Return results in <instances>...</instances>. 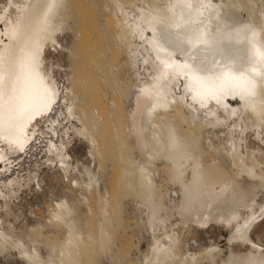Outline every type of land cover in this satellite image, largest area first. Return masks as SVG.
I'll list each match as a JSON object with an SVG mask.
<instances>
[{
    "label": "bare ground",
    "instance_id": "bare-ground-1",
    "mask_svg": "<svg viewBox=\"0 0 264 264\" xmlns=\"http://www.w3.org/2000/svg\"><path fill=\"white\" fill-rule=\"evenodd\" d=\"M236 1L98 2L95 13L110 19L116 40L125 47L132 69L137 67L138 53L142 64L146 65L142 74L146 79L132 96L127 131L144 160L136 161L131 152L130 156L118 158L112 178L106 181L103 162L107 155L113 154L112 143L98 136L100 121L92 113L95 107L101 109L98 114L102 118L107 115V92L99 87L96 76V73L104 75L103 65L93 53L79 52L82 58L75 65L77 77L60 97V87L44 59L46 47L57 44L68 17L76 14L81 1L27 0L22 7L23 0H15L16 7H11L7 0H0L5 7L0 16V31L5 33L0 39L4 75V95L0 98V167L6 168L10 157L25 151L34 138L37 122L45 118L60 99L66 102L63 104L66 119L75 120L68 128L72 137L87 141L91 156L100 159L96 170L86 166L79 168L72 165L67 153L69 138L62 137L56 144L46 142L44 163L55 164L64 174L72 172L80 176V179H73V183L82 190L81 199L85 205L94 195L93 222H88L83 231L73 217L76 210L66 200L57 202L51 219L63 229V240H47L48 255L43 259L32 238L26 242L28 246L17 236L13 240L12 225L7 224L4 229L5 221L0 218V254L11 247L26 264H95L93 256L108 250L117 230L114 223L119 213V200L116 195L121 190L133 194L138 207L146 210L149 229L163 228L161 235L153 237L142 264H197V257L201 255L181 254L177 232L163 227L172 214H176L175 218L182 225L198 229H206L212 223L231 227L230 239L246 244L249 251L228 257L222 264H264L261 248L249 236L256 223L264 219V203L255 201L257 191L264 189V165L254 156V151H243L247 125L240 118L245 113L250 120L248 128L253 130L257 141L264 142V58L256 54L257 51L264 53V0L250 1L252 10L245 18L238 13L243 3L238 1L240 5ZM242 7L246 10L245 5ZM82 11H87L84 17L89 19L91 30L95 29L94 12L91 14L84 8ZM13 28L16 29L14 37ZM86 35L89 36L83 37L82 44L92 49V41L98 36ZM198 40L204 43L193 47ZM92 62L94 70L90 67ZM241 73L243 79L239 78ZM134 74L136 79L141 76L139 71ZM233 101L236 106L230 104ZM97 102L100 107L96 106ZM176 121L189 133L195 128L198 135L188 133L182 137ZM218 126H227L225 154L237 176L252 182L251 189L246 190L216 164L203 165L198 148L200 131ZM121 140L118 146L123 148ZM157 161L166 165L168 183L173 188L168 197L177 201L166 216H163L164 205L155 197L158 187L154 166ZM35 177V173H31L26 184ZM12 185V181L5 182L2 188L9 191ZM10 194L9 191L8 198ZM3 208L9 215L7 202Z\"/></svg>",
    "mask_w": 264,
    "mask_h": 264
},
{
    "label": "rangeland",
    "instance_id": "rangeland-1",
    "mask_svg": "<svg viewBox=\"0 0 264 264\" xmlns=\"http://www.w3.org/2000/svg\"><path fill=\"white\" fill-rule=\"evenodd\" d=\"M80 1V6L76 9V14L68 17L65 29L58 35L57 44L46 47L44 59L45 64L51 66L53 75L60 87V92L63 93H60V97L64 95L65 88L72 86L77 77L75 65L82 58L79 52L85 50L87 53H93L95 59L103 65L104 75L96 73V76L98 77L99 87L107 92V115L105 114V118H102V115L100 113L98 114L101 109H96L95 107H93L92 113L100 121L98 136L101 137L102 141L110 139L112 143L111 148L113 154L111 156L107 155L103 162L104 180L109 181L112 178L111 173L118 158L122 159L127 155L130 156L131 152L136 161L142 162L144 160L136 149L134 138L127 131L128 113L132 106V96L137 91V86L146 79V76L142 75L144 74L143 68L146 65L142 64L139 53L136 54L137 67L135 70L129 65L130 60L127 57V51L122 43L117 42L115 29L110 19L106 15H97L95 13V8H98L100 4L98 2L102 0ZM238 1L243 4L245 3L246 10L242 7L244 5H241ZM247 1H251L252 3L257 2V0ZM236 2L241 5V10H238L239 16L241 18L247 17L248 11L252 10V3L247 4L245 0H237ZM82 3L83 5H81ZM81 6L83 7L81 8ZM83 8L85 11H90L91 14L94 12L92 15H94L95 29L91 30V27H89L91 23H89V19L87 20L84 17L87 11L84 13V10L82 11ZM81 26L88 27V29L85 27L82 29ZM90 33H94L95 37L98 36L96 40L93 38L92 49L90 46L85 47L82 44L85 36H89L86 34ZM97 49L100 51L98 54ZM94 62L91 63L90 67L95 65L96 62ZM91 68L94 70L93 67ZM134 71H139L141 74L139 76L140 78L136 79ZM64 103L66 102H62V99H60L54 105L51 112L37 122L34 138L28 144L25 151L22 154L10 157L6 163V168L0 167V218L5 221L4 229L7 224H11L12 230H10L13 235V240L18 237L22 239L25 246H28L29 239L32 238L43 259L48 255L45 247L47 240L57 242L63 240V229L57 227L51 219V214L55 210V204L57 202L66 200L70 207L76 210L73 217L83 231H86L88 222H93L92 216L96 210L94 195H91L89 204L85 205L83 203L81 199L82 190L73 183L75 182L73 179H80L77 173L73 174L70 172L64 174L60 169L56 168L55 164L48 165L44 163L46 158V142L51 141L56 144L63 139L62 137L70 139L71 143L68 145L67 153L71 158L73 166L77 165L79 168L86 166L96 170L100 161L96 155L91 156L92 151L87 141L81 137H72V132L68 128L75 124V120L71 119L74 122L71 120L69 122L66 119L63 109ZM230 104L236 106L235 101L230 102ZM96 106L100 107L99 102L96 103ZM184 112L187 113L186 110ZM240 118L247 125L243 138V142L245 141L243 151H254V156L264 165V142L257 141L253 130L248 128L250 120L247 115L243 113ZM175 123L180 135L185 137L189 132L181 122L176 121ZM216 128L208 127L207 130L202 129L200 131L198 148L201 153L203 165L210 167L216 164L218 168L226 171L229 177L241 183L246 190L251 189L252 182L244 177L239 178L237 176L238 173L232 166L229 157L225 154V130L227 126H218ZM239 129L240 127L237 128V131ZM190 133L194 136L198 135V131L195 128ZM190 133L189 135H191ZM120 138L122 139L123 148L118 146L120 145ZM262 140H264V133H262ZM111 162L113 164L112 166ZM154 170V177L158 187L155 197L164 205L165 213L163 216H166L169 215V211L176 205L177 201L176 198L168 197V192L173 188L168 183L166 165L161 161H157ZM31 173H35L36 177L33 180L35 182L33 183L32 181L26 184L27 177ZM9 181H12L13 185L9 190L11 194L8 198L9 191L4 190L2 187L5 182L7 183ZM72 184L73 186H70ZM74 187L76 188L74 189ZM118 192L120 193L116 196L119 200V215L117 214L115 217L117 221L114 223L116 224L115 227H117V230L113 233L112 243L108 250L97 253L93 256V260L95 264H142L153 237L161 235L163 228L153 227L149 229L146 224V210L143 207H138V201L135 196L121 190ZM255 201L258 204L264 203V189L257 191ZM5 202H7L10 208L9 215L6 214V209L3 208ZM172 202L174 203L172 204ZM175 216L176 214H172V217L170 215L163 227L166 230L173 229L177 232L181 254L186 255V253H189L202 256H200L201 258L199 256L197 257V264H222L228 257L243 255L249 251V247L246 244L230 239L231 227H225V225L219 223H217V226L216 223H212L206 229H198L194 226L182 225ZM249 236L261 248L262 254H264V219L256 223L250 231ZM19 257L15 249L8 247L7 251L0 254V264H26Z\"/></svg>",
    "mask_w": 264,
    "mask_h": 264
},
{
    "label": "snow or ice",
    "instance_id": "snow-or-ice-1",
    "mask_svg": "<svg viewBox=\"0 0 264 264\" xmlns=\"http://www.w3.org/2000/svg\"><path fill=\"white\" fill-rule=\"evenodd\" d=\"M8 5H10L11 7H16L15 4V0H7ZM27 0H23V6H26ZM5 10V7L3 4H0V16H2L3 12ZM0 25H2V22H0ZM18 28V25H17ZM16 32V29L13 28L12 29V36L14 37ZM5 33L3 31H0V39H2L4 37ZM188 43H191V41H186ZM204 43V41H200L198 40L196 43L192 44L193 47H198L199 44ZM257 56L264 58V53H261L259 51H257ZM193 59H195V57H193ZM244 74L241 73L240 74V79H243ZM4 95V75H3V67H2V61H0V98H2Z\"/></svg>",
    "mask_w": 264,
    "mask_h": 264
}]
</instances>
